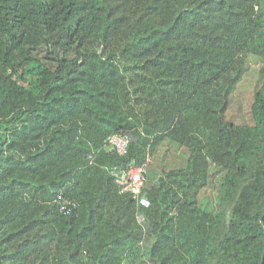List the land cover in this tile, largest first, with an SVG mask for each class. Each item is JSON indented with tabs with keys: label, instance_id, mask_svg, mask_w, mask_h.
Returning a JSON list of instances; mask_svg holds the SVG:
<instances>
[{
	"label": "trees",
	"instance_id": "1",
	"mask_svg": "<svg viewBox=\"0 0 264 264\" xmlns=\"http://www.w3.org/2000/svg\"><path fill=\"white\" fill-rule=\"evenodd\" d=\"M0 264H264V0H0Z\"/></svg>",
	"mask_w": 264,
	"mask_h": 264
},
{
	"label": "built area",
	"instance_id": "2",
	"mask_svg": "<svg viewBox=\"0 0 264 264\" xmlns=\"http://www.w3.org/2000/svg\"><path fill=\"white\" fill-rule=\"evenodd\" d=\"M111 142L115 145L117 151L124 155L129 143V138L113 137ZM150 159L146 160L143 165H129L123 172L120 173V182L123 185V190L130 192L131 195L138 201L141 208L147 209L151 206L147 192L144 190L146 183L147 165ZM55 205L59 212L71 214L73 210L78 208V203L66 198L63 193H59L55 199ZM138 222L144 221V215L140 213L137 216Z\"/></svg>",
	"mask_w": 264,
	"mask_h": 264
},
{
	"label": "rangeland",
	"instance_id": "3",
	"mask_svg": "<svg viewBox=\"0 0 264 264\" xmlns=\"http://www.w3.org/2000/svg\"><path fill=\"white\" fill-rule=\"evenodd\" d=\"M257 72H255V75ZM256 79L255 77L250 74V76L246 77L245 81H243L242 84H240L239 88L234 93V100H233V108L230 112V114L238 115V111L240 108V114L245 115V113L248 111L249 103L252 99V91L255 86ZM239 114V116H241ZM206 196H211V192L207 191Z\"/></svg>",
	"mask_w": 264,
	"mask_h": 264
}]
</instances>
